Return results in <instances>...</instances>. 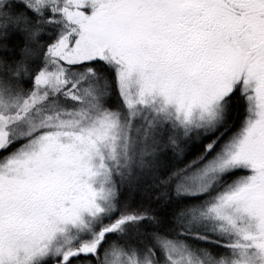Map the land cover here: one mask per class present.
I'll use <instances>...</instances> for the list:
<instances>
[{
    "label": "snow or ice",
    "instance_id": "6c2138e0",
    "mask_svg": "<svg viewBox=\"0 0 264 264\" xmlns=\"http://www.w3.org/2000/svg\"><path fill=\"white\" fill-rule=\"evenodd\" d=\"M0 264H264V0H0Z\"/></svg>",
    "mask_w": 264,
    "mask_h": 264
}]
</instances>
